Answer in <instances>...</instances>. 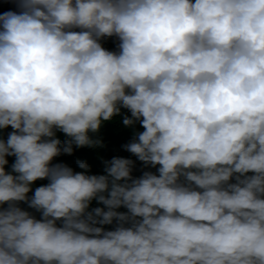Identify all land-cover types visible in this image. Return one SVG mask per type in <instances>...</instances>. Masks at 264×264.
<instances>
[{"label": "clouds", "instance_id": "clouds-1", "mask_svg": "<svg viewBox=\"0 0 264 264\" xmlns=\"http://www.w3.org/2000/svg\"><path fill=\"white\" fill-rule=\"evenodd\" d=\"M12 2L0 264H264V0Z\"/></svg>", "mask_w": 264, "mask_h": 264}, {"label": "trees", "instance_id": "trees-1", "mask_svg": "<svg viewBox=\"0 0 264 264\" xmlns=\"http://www.w3.org/2000/svg\"><path fill=\"white\" fill-rule=\"evenodd\" d=\"M10 10L11 11L17 10L15 3H13L12 0H0V14L6 11H10ZM11 131L12 129L10 126L7 129L0 130V138L6 140L8 133H10ZM94 135L98 136L103 141V144H104L103 147H96L97 149H102L105 147L107 143H109L108 147H110L113 144V142L116 140V136H119V130L115 129L112 125H106V122H104L99 133L94 134ZM66 139L67 137L62 133V138H60V140L63 142ZM73 149H74L73 154L71 155L62 154L58 157H55L52 163L53 164H56V163L66 164L67 166L71 167L75 172L84 171L83 169H80L77 165L78 162L80 161L79 159H81L80 158L81 155L77 153V150H79L80 148H76L75 146H73ZM98 151L101 154H103L105 150H98ZM90 155H91L90 153L84 154L85 157H89ZM7 159H8V164L5 166V168H6V171L11 172V165L14 163L15 157H7ZM98 168L100 167L90 166L89 174L102 175L101 171ZM47 183H48L47 180H37L36 182H34L32 184V191L29 193V196L34 194L36 187L46 185Z\"/></svg>", "mask_w": 264, "mask_h": 264}]
</instances>
